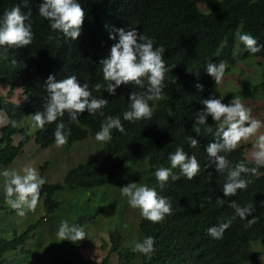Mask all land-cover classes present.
<instances>
[{
	"label": "trees",
	"instance_id": "16d2710c",
	"mask_svg": "<svg viewBox=\"0 0 264 264\" xmlns=\"http://www.w3.org/2000/svg\"><path fill=\"white\" fill-rule=\"evenodd\" d=\"M20 0H0V18ZM85 9V18L80 37L76 41L65 38L62 33L53 32L47 20L38 13L42 0H29L25 13L30 12L29 21L34 34L32 43L26 48L0 49L7 58H0V82L7 85L10 93L18 83L21 88L22 104L0 96V111L5 121L0 127V166L10 163L21 151L29 135L27 128L11 127L10 121H23L27 115L33 116L43 110L48 98L46 80L51 74L56 80L70 75L77 76L82 84L87 82L94 96L109 100L103 109L105 116L81 114L78 123H70L67 114L63 117L71 135L68 143L79 141L100 130L107 115L119 116L125 128L123 133L113 129L112 140L102 143L87 160L68 169L61 183H45L41 189L43 215L21 232H13L10 238H0V264H5V254L9 251H23L26 241L41 223H48L49 216L59 207L54 197L56 191L66 187L74 189L94 188L112 181L117 169L128 161H145L146 170L142 183L156 188L160 196L170 199L173 214L160 223L144 219L138 211L137 239L142 242L147 236L155 238L156 251L150 256L132 251L127 246L122 230L114 228L107 231L108 246L98 259L84 255L82 250L89 242L86 239L75 243L64 240L56 248L57 256L53 264H256L260 251L252 248L251 242L264 244V168H260L246 190H239L234 197H224L222 186L226 177L215 172L209 165L206 147L214 142L219 122L207 117V124L201 127L200 136L192 132L193 122L198 111L204 108L200 100L209 97L222 98L227 104L234 92H218L214 78L206 70L208 63L219 64L224 61L228 67L239 60L255 57L264 58V47L252 54L239 41L237 33L251 34L260 45H264V0H78ZM208 7L206 12L199 5ZM107 25V27H106ZM113 28H137L155 41L154 47L163 45L164 61L172 67L165 77L163 98L150 101L153 116L150 121L129 122L123 120V113L130 110L129 94L146 90L135 84L121 85L115 95H110L103 86L102 65L99 61L110 54L111 46L118 42L109 39ZM49 35L58 41H49ZM238 50V56L233 51ZM24 61L26 68L12 64V60ZM175 81V83H173ZM102 85L101 92L95 85ZM202 84V92L195 87ZM147 87V81H145ZM257 90H264V68L258 81L250 84L244 81L241 93L252 96ZM55 123L38 129L34 143L46 147L53 140ZM210 126L212 133L206 128ZM17 135L16 143L13 136ZM199 140L198 148L188 146L187 137ZM177 146H182L189 154H195L200 162L201 172L193 180L183 176L177 181H169L161 188L155 178L159 167H170L168 156ZM224 155V153H221ZM234 165L239 161L248 163L242 147L227 154ZM205 165H209L205 168ZM249 167L255 164L248 163ZM205 168V170H204ZM179 174V169L173 170ZM212 173L211 179L208 173ZM210 198V200L206 199ZM225 201L223 204L218 201ZM235 200L241 206L252 203L253 216L247 219L237 217L225 230L223 239H214L207 233L210 226H218L235 213L228 201ZM203 207H200L201 203ZM5 203L4 192L0 194V211ZM100 207V206H99ZM103 207L96 211L100 212ZM93 216L78 214L70 224L89 221ZM255 217L248 228L244 225ZM51 219V218H50ZM48 220V221H47ZM82 250V251H81ZM59 251V254L58 252Z\"/></svg>",
	"mask_w": 264,
	"mask_h": 264
},
{
	"label": "clouds",
	"instance_id": "9594fccd",
	"mask_svg": "<svg viewBox=\"0 0 264 264\" xmlns=\"http://www.w3.org/2000/svg\"><path fill=\"white\" fill-rule=\"evenodd\" d=\"M29 0H20L10 10H6L0 18V49L26 48L33 41L32 24L29 21L30 12L25 13L22 7H27ZM39 15L47 20L53 32L62 33L65 38L72 41L79 39L84 18L85 9L78 0H42L38 8ZM107 27V25H106ZM110 48V54L101 59L103 80L106 90L110 95H115L116 89L123 85L135 84L145 91L129 94L130 110L123 113V120L135 122L140 120L150 121L153 116V108L150 101H159L163 98L165 77L175 65L169 67L164 61L165 48L163 45L154 47L155 41L149 36L142 34L137 28L125 30L113 28L109 32V39L116 40ZM239 41L245 49L252 54L261 51L264 45H260L251 34L237 33ZM51 41H58V37L49 35ZM239 51L234 50L233 56H238ZM0 58L6 59L5 52L0 51ZM13 65L19 68H26L24 61L12 60ZM228 64L221 61L219 64L208 63L207 73L214 78L215 84L222 82ZM147 81V87L145 85ZM175 83V81H173ZM198 91L202 92L204 86L196 84ZM102 85L97 83L95 91L101 92ZM46 92L48 98L43 105L42 111H37L32 116L34 127L43 130L47 124L55 123L53 132L55 144L62 147L68 143L71 135L70 129L63 119L65 114L70 123H78L79 116L87 113L92 116L99 114L105 116L103 109L108 105L109 100L94 96L89 89L87 82L80 83L77 76L70 75L66 78L56 80L49 75L46 80ZM204 108L198 111L192 126V132L200 136L201 127L207 124V117L211 116L214 122H219L215 131L214 142L206 147L209 156V165H214L215 172L226 177L222 186L224 197H234L239 190H246L252 183L249 176H256L260 168H264V134H259L264 127V121L253 118L251 110L242 102L239 97L232 99L229 103L222 102V98L209 97L200 100ZM11 127L20 128L24 121L11 120ZM121 133L125 128L119 116L107 115L101 123L100 130L96 132L95 139L99 142L108 143L112 140V130ZM212 133V128H206ZM257 137L250 154L248 163L255 164L249 167L245 161H239L234 165L227 158V154L234 152L242 142H247L252 137ZM190 148H198L199 140L194 136L187 137ZM224 153V155H221ZM170 167H159L154 175L161 188L169 179L177 181L183 176L187 180L195 179L201 172V165L195 154H189L182 146H177L175 151L168 156ZM209 165H205L207 168ZM179 169V174L173 170ZM204 168V170H205ZM4 177V198L5 203L20 216L26 215L27 211H35L40 200L41 189L46 183L40 176L38 170L33 166H25L21 170H4L0 173ZM211 179L212 173H208ZM120 194L127 199V203L134 209L140 211V215L152 222L160 223L166 216L173 214L172 203L169 198L160 196L154 187L145 184L130 182L121 187ZM210 200V198H206ZM220 200L218 203L223 204ZM204 203L200 204L203 207ZM228 206L234 210V215L220 223L218 226H210L207 229L208 235L214 239H223V234L233 220L237 217L247 219L253 216L255 206L248 203L244 206L235 200L228 201ZM255 222V217L249 220L245 228ZM57 236L59 241L68 240L73 243L86 239L84 228L78 224H70L68 220H62L59 224ZM155 238L147 236L142 242H135L132 251L150 256L156 251Z\"/></svg>",
	"mask_w": 264,
	"mask_h": 264
},
{
	"label": "rangeland",
	"instance_id": "374dc122",
	"mask_svg": "<svg viewBox=\"0 0 264 264\" xmlns=\"http://www.w3.org/2000/svg\"><path fill=\"white\" fill-rule=\"evenodd\" d=\"M199 9L203 12L208 7L201 4ZM264 68V58L249 57L239 60L234 66L228 67L221 83L215 84L214 88L221 94L227 91L234 92L232 99L239 97L251 110L255 119L264 121V90H257L252 96L241 93L244 81L250 84L258 81ZM7 85L0 82V96L18 104H22L24 97L21 96V88L17 83L13 90L8 93ZM231 99V100H232ZM5 117L0 111V127L4 124ZM28 131V139L22 146L21 151L14 159L0 166V173L4 170H21L25 166L35 167L46 183H61L64 173L77 163L87 160L94 154L103 142L95 139V134L88 135L82 140L67 143L57 147L53 140L46 147H39L34 143L38 128L34 127L31 115L23 119ZM259 134H264V127ZM17 135L13 136L16 143ZM257 137H252L247 142H242L244 155L249 159ZM1 143V140H0ZM145 161H128L123 163L115 174L112 181L90 189L66 187L56 191L54 197L59 201V207L49 217L48 223H41L34 230L33 236L26 241L23 251H9L5 254V264H53L57 256L56 248L61 244L57 236L59 224L62 220L71 223L78 214L92 215L93 217L83 223L89 242L83 247L84 255L92 259H98L108 246L107 231L119 228L131 246L137 239L138 209L132 208L127 199L120 194L121 187L135 182L142 183L145 175ZM4 192V177L0 175V194ZM42 193L35 211H27L26 215L20 216L16 210L4 203L0 211V238H10L13 232H21L27 225L34 223L43 215ZM103 210L98 212V208ZM254 250L260 251V258L256 264H264V244L261 241L251 242ZM81 250V251H82ZM59 254V251H57Z\"/></svg>",
	"mask_w": 264,
	"mask_h": 264
}]
</instances>
